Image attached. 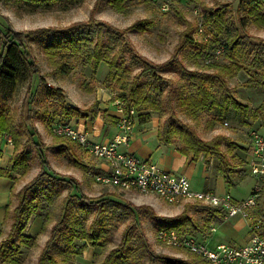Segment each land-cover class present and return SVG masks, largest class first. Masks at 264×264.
<instances>
[{
	"label": "rangeland",
	"instance_id": "rangeland-1",
	"mask_svg": "<svg viewBox=\"0 0 264 264\" xmlns=\"http://www.w3.org/2000/svg\"><path fill=\"white\" fill-rule=\"evenodd\" d=\"M242 1L192 0L189 3L174 2L168 12L161 11L158 3L153 0H124L115 8L109 6L107 0H60L48 9H37L32 12H26L12 4H5L0 1V23L11 30L22 33L41 28L66 29L81 23L91 27L104 24L121 33L124 40V57L126 64L131 69L129 80L139 76L143 69L141 63L132 65L134 58L140 57L146 60L150 68L154 69L159 76L175 85L176 92L173 95V104L177 118L192 126L203 141H210L218 136L224 140L221 144L222 150L230 159L231 164L229 180L238 184L228 186L222 177L216 181L213 179L206 181L204 167L207 166L213 173H216L217 161L211 157L200 155L199 158L202 160L198 158L194 164H191L194 169L185 173L191 184V189L196 192H202L206 189L215 194L229 192L236 199H241L246 195L248 196L255 185V179L248 175L245 162L246 154L250 153L248 133L250 130H256L264 135V123L252 116L254 110L264 101V88L252 87L248 81L250 77L257 74L259 69L245 66L233 78L228 79L230 96L246 105V112L230 110L228 115L222 117L214 111H203L198 113L196 118H193L192 115L183 113L178 106L179 95L189 94L190 88L187 86L188 83L181 78L180 66L177 64H181L187 71L213 72V69L206 65L201 57L203 48L208 54L213 53L210 41L214 38V34L213 32L210 34L209 28L204 25V17L209 9L215 11L223 8L226 21L232 22L238 28L240 36H252L264 41V26L257 27L250 22L246 17V8ZM142 22L146 24L144 29L132 28L136 23ZM88 36L96 39L97 30L90 32ZM188 38H191L192 42L195 43L187 42ZM102 39L107 42V36L104 34ZM27 46L36 60L39 76L36 75L28 83L19 86L17 91L1 105L7 106L9 113L14 114L17 126L20 125V115L24 114L29 128L38 135L45 160L50 168L64 180L60 187L61 196L58 197L56 204L52 207L53 214L58 212V204L69 190L72 194L71 203L72 205L75 204L76 195L69 180L78 185V190L84 196L107 205V219L104 221L99 241L102 245L94 247L95 254L87 264H100L107 252L118 245L122 233L128 226L133 228L132 247L136 245L135 234L142 232L146 242L158 255H165L194 264H209L202 259L199 260L185 249L168 247L158 242L155 237L156 226L148 216L143 215L138 222H134L130 218H124L121 212L114 208L113 204L118 202L131 206H146L151 208L156 216L160 217H175L190 208L187 212L197 228L204 224L206 212L201 211L202 207L193 206L195 204L168 205L153 195H141L133 191L120 192L115 188L103 186L95 182L92 172H96L95 165L105 170L106 164L87 154L69 139L53 135L50 132L51 119L60 122L65 121V117L60 114L62 103L75 106L81 110L92 109L95 114L100 112L104 118L108 119L106 111L99 107H108L113 112V106L110 103L111 93L127 94L125 89L120 88V83L117 80L109 77L108 66L102 62L97 68H94L92 62L85 64L83 57L76 58L68 55L63 60L70 65L71 69L67 74L59 75L54 73L53 67L45 58L43 53L44 41H30ZM261 61L264 62V54L261 55ZM216 63L227 64L228 59L222 55L216 59ZM151 81L153 79L150 78L148 72L142 74L140 83ZM123 82H128V80L125 81L124 79ZM48 88L59 89L64 100L60 101L48 96L46 94ZM165 90H167V86ZM160 100L164 106L163 95H161ZM140 108L137 110L136 122L148 123L151 127L148 133H152L154 137L142 142L141 144L145 149H140V152L136 154L141 159L147 158L159 166V158L168 157L180 144L175 137L170 143L162 142L156 134L155 130L157 129L159 132L167 114L160 116L158 111L146 107ZM40 114H46L45 120L40 118ZM135 126L133 132H138L139 125L136 128ZM12 141L11 135L3 134L0 141L1 150L4 149L6 153L7 149L4 148V145L11 144L13 147ZM228 146L230 151H228ZM28 151L30 157L27 160L28 171L26 173L23 175L12 173V179L0 177V245L7 243V235L14 220L12 210L19 200L18 190L31 182L40 172L41 164L36 147L28 146ZM5 153L2 151L0 159ZM12 154L7 164L1 163L2 165H0V169L6 170L7 173L12 164ZM187 157L190 158L191 156ZM182 172L183 170H181ZM75 209L76 207L72 209L74 217L82 218V213ZM91 218L92 215L89 214L86 226H88ZM35 219L36 217L32 216L23 230V234L34 238L35 243L31 247L21 246L17 254L20 264H36L38 254L44 246V244L43 246L39 244L38 239L43 237L38 235L46 234L49 236V229L55 221L54 215H52L48 224L42 225L39 234H35L32 228ZM212 226L216 228V231L211 235V243L221 242L237 246L244 243L249 235L248 228L238 218L223 220L222 223H212L201 236L192 231L190 235L197 239H203L204 236L206 238ZM14 242L18 243L19 239L15 237ZM83 243V241L75 240L74 245L81 246ZM53 251L58 259L63 258L60 249L56 248ZM79 257L81 256L72 257L70 263L77 264L76 260H79Z\"/></svg>",
	"mask_w": 264,
	"mask_h": 264
},
{
	"label": "trees",
	"instance_id": "trees-1",
	"mask_svg": "<svg viewBox=\"0 0 264 264\" xmlns=\"http://www.w3.org/2000/svg\"><path fill=\"white\" fill-rule=\"evenodd\" d=\"M0 1L12 4L26 12H32L37 9H48L60 0ZM122 2L124 0H107L108 5L114 8ZM242 3L246 8V17L250 22L257 27L264 26V0H243ZM204 18V25L209 28L210 34L212 32L214 34V38L210 41L213 53L208 54L203 48L201 57L204 63L213 69V72L187 71L181 64H177L180 66L181 78L188 83L187 86L190 88L189 94L179 95L178 106L183 113H188L193 118L203 111H214L222 117L228 115L230 110L246 112L247 106L230 96L228 79L233 78L245 66L253 69L258 68L257 74L250 77L248 81L252 87L264 88V62L261 61V55L264 54V41L252 36H240L238 28L232 22L226 21L223 8L215 11L207 10ZM145 26L146 24L142 22L136 23L132 28L142 30ZM96 30V39L88 36L90 32ZM103 34L107 36V42L102 39ZM188 39L187 42L195 43L191 38ZM30 41H44L45 58L53 67L54 73L59 75L67 74L71 69L70 65L63 60L68 55L76 58L81 56L84 58L85 64L92 62L94 68L104 62L108 66L109 77L117 80L120 83V88L127 91V94L120 96L133 103L136 110L146 107L158 111L160 116L167 114L158 132V137L162 142L170 143L175 137L180 144L177 151L182 155L191 156L195 160L200 155L215 159L217 161L216 171L224 176L228 186L234 185L229 180L231 175L230 159L223 152L221 146L224 140L218 136L210 141H203L192 126L177 118L173 104L175 85L159 76L154 69L150 68L146 60L140 57L134 58L132 65L141 63L143 69L139 76L129 80L131 69L126 64L124 57L123 35L111 26L101 24L91 27L81 23L66 29L41 28L22 33L11 30L0 23V141L3 134L11 135L13 140L10 170L7 173L6 170L0 169V177L12 179V173L23 175L28 171L27 160L30 157L28 146L36 147L41 164L40 172L17 192L19 200L12 210L14 220L7 235V243L0 245V263L20 264L17 254L21 246L31 247L34 245V238L23 234V230L32 216L41 218L43 225L48 224L52 215L55 219L50 227L49 236L38 254L36 264H69L72 257L81 256L87 247H100L102 245L99 242L103 231L102 227L107 219V205L81 194L78 185L70 180L69 183L76 195L75 204L71 203L72 194L69 190L58 204V212L53 214L52 207L61 196L60 187L64 180L50 168L45 160L38 135L29 128L24 114L20 115V125L17 126L14 114L9 113L7 106L1 105L17 91L19 86L28 83L32 77L39 76L36 60L27 46ZM218 51L219 54H217ZM222 55L228 59L227 64L216 63V59ZM145 72H148L153 81L140 83V78ZM124 79L128 82H123ZM166 86L167 90H165ZM46 94L57 100H64L59 89L48 88ZM161 95H163L164 106L160 100ZM60 114L65 117L64 122L73 117L94 120L96 116L92 109L81 110L63 103L60 106ZM252 116L264 123V101L254 110ZM45 117L46 114H40L41 119L45 120ZM228 151H230L229 146ZM1 153L0 148V156ZM248 154H246L245 162ZM261 188L258 213L264 215V182H262ZM113 206L126 219L130 218L132 221L138 222L143 215L148 216L154 222L157 230H173L180 235H190L192 231L201 236L210 224L222 223L224 220L220 210L199 204L193 206L202 207L201 211L206 212L204 224L199 228L194 226L192 217L187 212L190 208L175 217H160L146 206H131L118 202H114ZM74 207H76L75 210L82 213V218L74 217L72 212ZM89 214L92 215V218L86 226ZM132 231V226H128L124 230L118 245L107 252L100 264H194L156 254L150 244L146 242L142 232L135 234L136 245L132 247ZM15 237L19 239L18 243L14 242ZM75 240L84 243L81 246H76L74 245ZM56 248L60 249L63 254L61 260L53 251Z\"/></svg>",
	"mask_w": 264,
	"mask_h": 264
},
{
	"label": "built area",
	"instance_id": "built-area-1",
	"mask_svg": "<svg viewBox=\"0 0 264 264\" xmlns=\"http://www.w3.org/2000/svg\"><path fill=\"white\" fill-rule=\"evenodd\" d=\"M153 1L158 3L161 11L168 12L174 2L189 3L192 0ZM110 96L112 120L117 131L112 139L103 143L93 142L89 135L96 130L94 124L88 131L82 123L75 126L54 119L49 125L50 132L69 139L87 154L106 164L105 170L92 172L95 182L120 192L153 195L168 205L199 204L216 208L224 220H242L249 233L246 242L240 246L211 243V235L216 231L214 226L210 227L207 237L203 239L180 235L173 230H157L155 237L158 242L168 247L185 249L209 264H264V215L258 213V200L264 182V135L256 130L248 133L250 153L246 167L248 175L255 179V185L246 198L237 200L229 193L196 192L191 189L189 179L184 175L166 171L156 163L127 151L137 120V110L125 97L117 93H111Z\"/></svg>",
	"mask_w": 264,
	"mask_h": 264
},
{
	"label": "crops",
	"instance_id": "crops-1",
	"mask_svg": "<svg viewBox=\"0 0 264 264\" xmlns=\"http://www.w3.org/2000/svg\"><path fill=\"white\" fill-rule=\"evenodd\" d=\"M99 108L101 110H103V111L104 110L106 111V115L108 116L109 120L107 118H104L103 115L100 112H98L96 114L94 120H90L89 118H84L83 119L81 117H73L71 119H66V120H67V122H69L71 124H74L75 126H78L79 124L82 123V124L85 125V127H86V129H88V131H90V128H91L92 124H94L96 126V130H95V132L93 134L89 135L90 139L93 142L103 143V142H106V141L112 139L116 135L117 131L114 128V124H113L114 122L112 121V112H111V110H109L108 107H104V106H101ZM135 125H136L135 128L137 127V125H139L138 126L139 127L138 128V132H133L132 131V135H131V139H130L129 145L127 147V151H129V152H131V153H133L134 155L137 156L136 153L140 152V149H142V150L145 149L144 146H142L141 143L145 142L148 138L154 137V136L152 135V133H148L149 129H151V127L149 126L148 123H138V122H136ZM155 131H156V134H158V130L156 129ZM4 148L7 149V151L5 153V150L4 149L2 150L5 154L0 159V161H1L0 165H2L1 163L7 164L8 160L10 158V155L12 154V151H13V147H12L11 144L4 145ZM197 160H194L191 157L189 158L187 156L182 155L175 148V151L172 152L171 155L169 154L168 157H163L162 156L161 158H159L158 161L160 163L159 166H161L162 169H164L166 171H169V172H172V173H175V174L184 175L185 177H187L185 173H187L188 170L191 171V170L194 169V167H192L191 164H194V162H196ZM199 160H202V158H199ZM5 164H3V165H5ZM204 166H205V164H204ZM94 168H95L96 172H101V169H102L101 167H97V165H95ZM181 170H183L184 173L183 172L181 173ZM178 172H180V173H178ZM204 177H205L206 181L212 180V179L214 181H216L218 178L222 177L223 180L225 181V183L227 184V182L224 179L223 175H221L219 172L213 173L211 171V169H209L207 166L204 167ZM233 183H234L233 186L238 184V183H235V182H233ZM208 192H212V191L208 190ZM226 193H229V192H226ZM222 194H224V193H222ZM230 195L233 196L232 194H230ZM246 196L244 198H246ZM244 198H241V199H244ZM241 199H237V200H241ZM42 225H43V221L41 220V218L36 217V219L34 220V222L32 224V228L34 229L35 234H37V233L39 234L40 230L42 229ZM38 236L39 237H43V238L38 239L39 244L41 246H43V244L45 243V241L48 238V235L39 234ZM245 242L246 241H244V243ZM244 243H242V244H244ZM237 246H240V245H237ZM93 249H95V248L90 246L86 250H84L83 251V255H81V257H79V260H76L77 264H87L88 261L91 258H93L94 254H95V251Z\"/></svg>",
	"mask_w": 264,
	"mask_h": 264
}]
</instances>
